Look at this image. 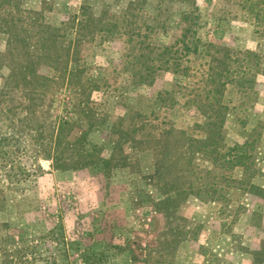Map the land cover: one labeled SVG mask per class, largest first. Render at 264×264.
<instances>
[{"label": "rangeland", "instance_id": "rangeland-1", "mask_svg": "<svg viewBox=\"0 0 264 264\" xmlns=\"http://www.w3.org/2000/svg\"><path fill=\"white\" fill-rule=\"evenodd\" d=\"M249 1L0 0V264H264V26ZM194 3L189 74L135 84L127 28L163 48ZM95 146L100 162L65 169Z\"/></svg>", "mask_w": 264, "mask_h": 264}, {"label": "trees", "instance_id": "trees-1", "mask_svg": "<svg viewBox=\"0 0 264 264\" xmlns=\"http://www.w3.org/2000/svg\"><path fill=\"white\" fill-rule=\"evenodd\" d=\"M247 0V4H248ZM255 3H252L249 1L248 10H250V13L253 14L255 20L257 21V26L261 27L264 26V0H254ZM199 7H196V3H194V7L191 8L189 11H185L181 18V33H177L175 40L170 43L167 46H164L163 48H156L148 39V35H143L142 30L138 29L139 31L132 30L127 28L126 33L129 37L127 48L128 53L124 55V58L126 61L129 62V67L126 66L125 70H131L132 74V80L135 84H146L153 81L154 76L161 70H180L182 66L183 60L189 58L192 53L198 52L201 48V46L204 44L200 38L199 35ZM82 24L77 28V33L80 35L82 32ZM138 37L137 40L135 38ZM73 43L72 48H73ZM206 52L211 56L210 61L207 63L208 68L206 70V77L207 80L213 83L221 82L219 77L227 75L224 71H217V68L219 67L217 62H219L221 65H224V60H222L218 54L212 53V50L216 47L213 44H205ZM71 48V46H70ZM64 53H67L70 57L69 62H73L76 53L75 51H72V49L65 50L63 47ZM157 51V52H156ZM226 51V50H225ZM230 53V50H227ZM226 51V53H228ZM218 51H216L217 53ZM247 56L252 57L253 52L249 51L246 53ZM133 59V61H130ZM128 65V64H127ZM71 71L70 73L74 75L75 70L77 71L76 63L74 65H71ZM182 72L185 74H189L190 67L184 66L183 69H181ZM39 70H34L32 73V78H38L37 81V90L43 86L45 77H41L39 75ZM224 85V84H223ZM226 84L224 85V87ZM36 89V88H35ZM220 92V90H218ZM77 105V104H76ZM75 105V106H76ZM74 106V107H75ZM81 106V104H80ZM93 123L91 122V125ZM94 125V124H93ZM59 137L61 139L62 135H68V133L71 134L72 129V123L69 121L64 122V124L59 126ZM66 131V134H65ZM86 133L81 137H73L69 144L73 148V150H76L78 145H82L87 140ZM10 138L4 137L0 140L2 145H0V148H2V157L4 158H10V151L6 149L5 144ZM237 148H241V146L236 145V147L232 148V150ZM5 149V150H4ZM104 149L98 146H95L94 149L90 152L81 151L79 150L80 159L77 161H74L73 163H65L64 167L65 169H82L85 167H88L91 164H95V162H100L104 157L103 156ZM231 156V153L229 154ZM240 155H237L239 157ZM60 164L55 165L57 169L60 168ZM55 262V259L53 257H49L47 259V262ZM83 264H95V261H90L89 258L85 257L83 259Z\"/></svg>", "mask_w": 264, "mask_h": 264}]
</instances>
